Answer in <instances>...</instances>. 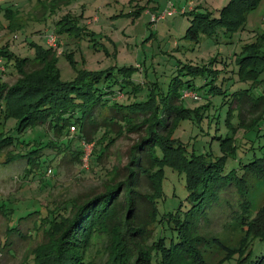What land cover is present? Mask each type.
Here are the masks:
<instances>
[{
  "label": "trees",
  "instance_id": "1",
  "mask_svg": "<svg viewBox=\"0 0 264 264\" xmlns=\"http://www.w3.org/2000/svg\"><path fill=\"white\" fill-rule=\"evenodd\" d=\"M260 1L229 0L219 9V16L191 11L185 37L198 41L201 33L213 34L218 25L233 32ZM2 10L11 17V7L0 2ZM0 57H13L9 47H0ZM57 62L55 49L39 46L35 57L16 60L15 81L0 76V153L7 151L5 165L20 160L28 174L41 175L46 168V175L50 167L66 159L81 162L84 143L93 142L90 164L100 166L112 156L118 139L132 134L138 137L127 150L126 162L117 160L105 167L100 190L77 195L62 206L56 204L33 219V229H41L43 239L26 262L88 264L101 237L104 264H207L203 251L210 238L197 229L198 222L210 218L208 209L221 201L225 189L235 185L243 197L244 187L253 182L254 175L264 178V31L256 33L235 57L237 80L247 84L240 89L214 83L222 69L188 65L189 77L177 73L167 90L153 82L146 98L138 99V85L133 80L127 91L124 83L116 90L113 83L108 84V73L100 71H80L74 80L63 81ZM207 69L215 73L214 78L207 77ZM200 76L205 78L202 85L195 81ZM201 88L204 93L198 91ZM190 90L200 98L185 96ZM223 92L231 97L222 102L229 103L225 129L217 127L212 136L219 139V152L197 154L176 132L190 125L202 130L209 127V134L214 124L210 114L213 96ZM123 93H133L136 98L123 101L118 98ZM199 100L197 106L190 105ZM11 117L16 119L14 127L5 128ZM43 124L49 128L46 141L25 138L28 130ZM73 125L76 134L66 136ZM256 146L263 149L261 155L250 153ZM243 154L248 162H243ZM166 165L185 174L188 195L187 202L162 211L160 206L167 202ZM38 209L21 218L27 220ZM243 212L253 232L251 244L241 258L227 259V264H264V231L257 233L254 228L262 212L254 214L249 206Z\"/></svg>",
  "mask_w": 264,
  "mask_h": 264
},
{
  "label": "rangeland",
  "instance_id": "2",
  "mask_svg": "<svg viewBox=\"0 0 264 264\" xmlns=\"http://www.w3.org/2000/svg\"><path fill=\"white\" fill-rule=\"evenodd\" d=\"M11 7V17L0 12V47H9L11 59L0 57V76L9 82L15 81L17 73L13 68L17 59L35 57L39 46L51 47L58 56L57 65L60 79L74 80L80 71H96L106 75L108 84L118 90L124 83V90L131 89L133 80L138 85L137 98L145 99L153 82L167 90L171 78L182 74L189 77L188 65L209 66L222 69L216 83L223 88L240 89L245 83L237 80L235 57L246 42L253 40L256 33L264 31V0L246 14L245 22L235 31L227 32L224 25H218L213 34L201 33L198 41L185 37L192 14L189 12H212L219 16V9L229 0H0ZM58 4V5H57ZM165 11H174L166 17L159 16ZM156 15V21L153 20ZM66 27H69V29ZM57 41L49 42L51 35ZM55 44V45H53ZM208 78L214 72L206 70ZM198 85L205 82L202 76L195 79ZM153 85V84H152ZM203 88L199 89L200 93ZM194 91L186 94L191 96ZM131 96V97H130ZM231 96L227 92L213 96L210 114L214 124L202 130L199 127L186 128L176 136L190 145L189 150L197 154L218 153L219 139L212 136L219 127L225 129L224 118L229 103L222 102ZM123 101L136 98L133 93L118 94ZM191 99H187L190 102ZM201 101L191 102L197 106ZM16 119L11 117L5 128L14 127ZM72 131V128H70ZM77 130V128H76ZM75 130V131H76ZM74 131V130H73ZM66 134L74 136L76 132ZM46 124L28 130L27 140L46 141L50 136ZM198 134V135H197ZM242 134V133H241ZM197 135V136H196ZM137 134L122 137L112 146V156L100 166L83 168V162L66 159L56 164L53 172L45 175L28 174L23 161L5 165L7 151L0 153V264H28L26 260L43 239L42 230L33 229V219L44 215L56 204L62 206L82 193L100 190L106 168L117 160L127 161V150L137 139ZM32 143H36L33 142ZM37 144V143H36ZM77 145V142L75 143ZM80 145V143H78ZM257 147V146H256ZM52 152L53 149H47ZM261 155L263 149L256 148L250 153ZM54 155V154H53ZM244 155V154H243ZM243 157V162H248ZM55 160L53 163L58 162ZM38 176V177H37ZM249 181V180H248ZM185 174L170 165L165 166L164 190L167 202L163 209L177 207L187 202L188 190ZM245 194L238 187L221 192V201L211 209L210 218L198 222V230L210 239L204 249L207 264H227V259H239L249 248L252 231L244 218L245 207L262 212L255 232L264 231V178L254 175L253 182L246 183ZM248 201L242 206L241 202ZM29 208H28V207ZM39 208V209H38ZM38 209L36 215L26 218V213ZM253 214V213H252ZM235 216H238L236 219ZM173 224V223H172ZM173 226V225H172ZM165 230L169 222L165 221ZM28 232H32L29 236ZM36 233V234H35ZM250 239V240H249ZM105 241L98 239L90 252L91 263L104 264ZM205 246V247H206ZM134 247V246H133ZM33 256V255H32ZM245 257V256H244ZM243 257V258H244ZM31 261V257L29 259ZM242 260H240L241 262ZM169 263L167 260L164 261ZM234 262V259L233 261ZM29 264H32L31 262Z\"/></svg>",
  "mask_w": 264,
  "mask_h": 264
},
{
  "label": "built area",
  "instance_id": "3",
  "mask_svg": "<svg viewBox=\"0 0 264 264\" xmlns=\"http://www.w3.org/2000/svg\"><path fill=\"white\" fill-rule=\"evenodd\" d=\"M173 12L174 11H165L159 16V18H161V17L164 18L167 15H171ZM153 20L154 21L157 20L155 14H153ZM55 41H57V38H56V35L53 34V35L50 36L49 42L52 44ZM53 45H55V44H53ZM187 92L188 91L185 92V96H187V94H186ZM187 97H189V96H187ZM190 97H193L194 99H199L200 98V96L196 92H193ZM71 128H72V131L76 130V126L75 125L71 126ZM93 146H94L93 142L84 143V153H83V157H82L83 168H87L90 165V160H91ZM47 172H48V174L52 173L53 172V168L50 167Z\"/></svg>",
  "mask_w": 264,
  "mask_h": 264
}]
</instances>
